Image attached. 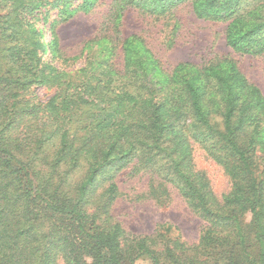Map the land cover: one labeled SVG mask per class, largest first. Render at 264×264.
<instances>
[{
  "label": "trees",
  "instance_id": "trees-1",
  "mask_svg": "<svg viewBox=\"0 0 264 264\" xmlns=\"http://www.w3.org/2000/svg\"><path fill=\"white\" fill-rule=\"evenodd\" d=\"M98 2L0 0V264H264L263 92L229 55L165 69L121 30L128 8L169 26L186 4L224 22L233 51L264 56V0H111L67 55L57 25ZM195 147L227 176L220 197ZM134 176L145 188L122 190ZM174 192L203 221L192 242L170 222L130 234L112 214L120 196L167 206Z\"/></svg>",
  "mask_w": 264,
  "mask_h": 264
},
{
  "label": "rangeland",
  "instance_id": "rangeland-1",
  "mask_svg": "<svg viewBox=\"0 0 264 264\" xmlns=\"http://www.w3.org/2000/svg\"><path fill=\"white\" fill-rule=\"evenodd\" d=\"M110 1L99 0L90 12H78L67 23L57 25L55 30L59 35V43L68 47L67 55L77 53L81 39L94 34L108 14ZM69 2L74 4L77 0H67V3ZM46 10V12L43 8L39 10L44 14H39L38 26L43 28L44 38L49 41L51 39L49 24L57 17V9L48 7ZM175 16V19L170 20L172 24L167 26L162 24V20L152 23L150 17H139L135 8H128L122 17L121 30L124 36L131 33L141 35L147 47L158 57L165 69L171 68L178 61L189 60L198 64L216 56L229 55L236 60L245 76L264 94V56L233 51L225 42L223 32L225 23L197 18L189 5L183 4L178 7ZM43 17H46L45 21ZM174 22L176 26L172 30ZM170 37L173 39L170 40ZM46 57L51 58L49 51ZM52 60L56 65L60 64L65 68L80 65L82 62L79 59L68 66L70 61L63 62L53 57ZM35 91L42 100H45L53 92V88L40 86ZM193 159L196 167L206 173L210 186L218 197L227 192L229 181L218 164L197 147L193 150ZM118 181L122 190L129 186H134V190H141L145 188L146 178L121 177ZM112 214L130 234L150 233L158 223L170 222L179 227L183 238L189 242L197 239L203 225V221L187 208L175 192L172 193L167 206H157L152 200L135 201L120 196L114 201Z\"/></svg>",
  "mask_w": 264,
  "mask_h": 264
}]
</instances>
